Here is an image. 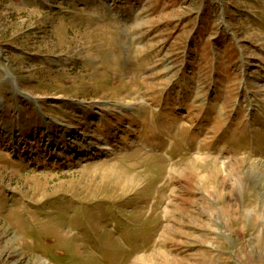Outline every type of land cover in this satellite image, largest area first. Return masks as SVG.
Masks as SVG:
<instances>
[{
  "label": "rangeland",
  "instance_id": "374dc122",
  "mask_svg": "<svg viewBox=\"0 0 264 264\" xmlns=\"http://www.w3.org/2000/svg\"><path fill=\"white\" fill-rule=\"evenodd\" d=\"M0 264H264V0H0Z\"/></svg>",
  "mask_w": 264,
  "mask_h": 264
},
{
  "label": "bare ground",
  "instance_id": "6f19581e",
  "mask_svg": "<svg viewBox=\"0 0 264 264\" xmlns=\"http://www.w3.org/2000/svg\"><path fill=\"white\" fill-rule=\"evenodd\" d=\"M34 99V98H33ZM103 149V148H102Z\"/></svg>",
  "mask_w": 264,
  "mask_h": 264
}]
</instances>
